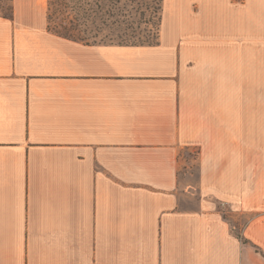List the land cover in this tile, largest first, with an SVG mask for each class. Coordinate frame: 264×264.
Instances as JSON below:
<instances>
[{"label": "crops", "instance_id": "obj_1", "mask_svg": "<svg viewBox=\"0 0 264 264\" xmlns=\"http://www.w3.org/2000/svg\"><path fill=\"white\" fill-rule=\"evenodd\" d=\"M47 10L0 15V264H264V0H162L149 45Z\"/></svg>", "mask_w": 264, "mask_h": 264}, {"label": "rangeland", "instance_id": "obj_2", "mask_svg": "<svg viewBox=\"0 0 264 264\" xmlns=\"http://www.w3.org/2000/svg\"><path fill=\"white\" fill-rule=\"evenodd\" d=\"M40 1L47 4L51 31L62 32L67 26L77 39L128 45H149L159 38L162 0H82V7L76 9L63 7L55 0L51 6L49 0ZM11 12L14 13V0H0V15L9 16ZM199 151L191 146L183 152L182 172H189L192 182L198 179ZM195 203L194 198L183 200L188 207Z\"/></svg>", "mask_w": 264, "mask_h": 264}, {"label": "trees", "instance_id": "obj_3", "mask_svg": "<svg viewBox=\"0 0 264 264\" xmlns=\"http://www.w3.org/2000/svg\"><path fill=\"white\" fill-rule=\"evenodd\" d=\"M49 1H50V6H51V4L53 3V0H49ZM55 1L59 2V5H62L63 7H66V8L71 7L72 9L81 8L83 4L82 0H55ZM70 3H72V5H70ZM12 15H13V12H11L9 16L5 15V17L12 18ZM50 15H49V18L51 19ZM64 29L65 31H62V32L61 31H52V32L57 33L64 37L77 39L74 37L73 34L70 33L71 30L67 26H64ZM79 40H83V39H79ZM83 41H86V40H83ZM238 236L240 238H243L240 232L238 233Z\"/></svg>", "mask_w": 264, "mask_h": 264}]
</instances>
